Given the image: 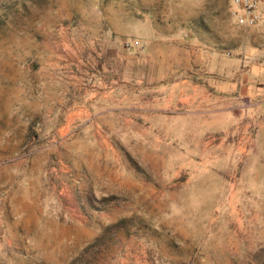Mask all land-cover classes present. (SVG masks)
<instances>
[{"label":"rangeland","instance_id":"rangeland-1","mask_svg":"<svg viewBox=\"0 0 264 264\" xmlns=\"http://www.w3.org/2000/svg\"><path fill=\"white\" fill-rule=\"evenodd\" d=\"M256 63L231 0H0V264H264Z\"/></svg>","mask_w":264,"mask_h":264},{"label":"built area","instance_id":"built-area-1","mask_svg":"<svg viewBox=\"0 0 264 264\" xmlns=\"http://www.w3.org/2000/svg\"><path fill=\"white\" fill-rule=\"evenodd\" d=\"M235 15L241 25L247 27L259 26L264 18V0H231ZM128 48H138L140 42H127Z\"/></svg>","mask_w":264,"mask_h":264},{"label":"crops","instance_id":"crops-1","mask_svg":"<svg viewBox=\"0 0 264 264\" xmlns=\"http://www.w3.org/2000/svg\"><path fill=\"white\" fill-rule=\"evenodd\" d=\"M215 73V72H211ZM249 75V90L254 87V84L264 85V63H256L255 66L251 67L248 71Z\"/></svg>","mask_w":264,"mask_h":264}]
</instances>
